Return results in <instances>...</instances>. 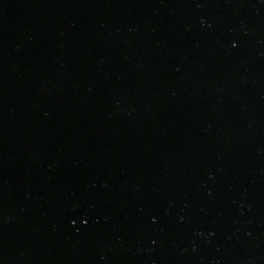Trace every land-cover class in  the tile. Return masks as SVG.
I'll return each mask as SVG.
<instances>
[{"label": "water", "instance_id": "1", "mask_svg": "<svg viewBox=\"0 0 264 264\" xmlns=\"http://www.w3.org/2000/svg\"><path fill=\"white\" fill-rule=\"evenodd\" d=\"M0 264H264V0H0Z\"/></svg>", "mask_w": 264, "mask_h": 264}]
</instances>
